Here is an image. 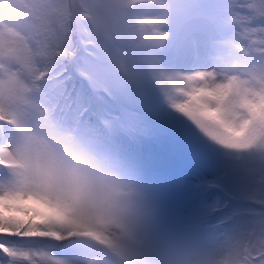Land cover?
Masks as SVG:
<instances>
[{
    "label": "rangeland",
    "instance_id": "rangeland-1",
    "mask_svg": "<svg viewBox=\"0 0 264 264\" xmlns=\"http://www.w3.org/2000/svg\"><path fill=\"white\" fill-rule=\"evenodd\" d=\"M79 2L80 0H70L71 15L73 14V5L74 15H78L80 20L83 13L80 8L77 11ZM134 2L135 6L133 7ZM139 2H146L147 4H144V7ZM220 2V0H216L218 7L213 11L212 19H209L210 24L215 27L210 31V36H208L204 44L202 61L195 71L191 87L183 93H171L170 97H165L161 104H152L155 117L148 129L151 139H144L139 145L133 144L135 145L133 151L139 152L143 157L142 147L145 143L153 145L158 143L168 133L173 134L177 127H186L196 135L201 149H198V151L192 150L188 156L186 154L187 157H184L181 164L172 165L171 169L197 164L204 152H223L233 156L242 155L243 186L247 190L253 188V198L261 200L264 199V127L260 125L258 120H254L247 135L228 140L209 136L201 127L203 114H213L216 117V123H223L231 119L226 114L225 109L234 108L241 99H251L258 104L261 98L264 97V35L261 34L264 33V29L247 25L245 23L247 17L235 14L230 7L233 0ZM4 3V0H0V10L3 9ZM192 4H194L193 0H91L88 7L95 17V27H93L95 32L93 30L85 31L80 39L82 45L88 51L86 57L89 55V51L95 53L97 47L100 49L99 55L97 60L90 57L89 65L82 68L80 67L86 64L84 60L86 57L76 60L73 58L71 61L72 68L76 69L75 72H79L80 75L81 71H84L91 76L92 70L96 71L97 68H103L98 66L96 62H101L102 59L105 60L103 64L110 62L111 54L114 55L117 52L116 47L121 44L117 45L118 40L116 38H108L110 28L107 24L108 21L109 23L111 22L114 16L122 13L123 16L121 18L127 16V20L133 21V24H128V29H132L129 32L131 39L135 43H144L143 51L138 55L139 60L135 58V62H139V67H136V71L132 76L133 82L141 76H146L152 86L157 85L155 77L158 62L163 59L169 50L173 49L176 43L178 24L186 18V8ZM245 5L253 16L264 15V0H245ZM129 7H133L134 15H140V17L131 18L126 15ZM132 11L131 13L133 14ZM137 19L144 24L148 21H153V31L137 24ZM123 23L127 25L126 21H123ZM149 26L152 27V24L150 23ZM3 28L4 26L1 29ZM98 30H102V32L100 33ZM125 51H120L116 57L125 60ZM21 52L29 57L17 35L10 30H5L4 35H0V68L2 69L3 67L2 75H0L1 116L8 117L19 124L23 131L25 130L27 137L30 135L27 129L29 127L32 130L29 137L36 140L37 146L41 142L54 144L66 159V165L75 168L79 175L87 177V180L75 185L74 191L76 195L66 201V205L71 211L65 214L63 220H55L49 217L43 218L40 223L45 225V222H47L51 225L53 231L49 232L42 228L36 229L34 232H39L40 235L30 237L32 244L38 246L44 244L47 246L50 241H60L61 237L69 233L91 237L88 234L91 229L93 236L96 237H93L95 240L102 244L110 245L113 250L120 251L123 257H126L120 263L116 261V264H133L132 261L138 256L140 258L141 256L146 257V247L152 251L151 260L155 264H225L226 262L230 263L229 253L234 251V249L235 251L237 250L241 236L245 239V243H249L250 240L253 243H258L259 232L264 228V210L248 207L246 203H250L252 199L249 196H245L244 205L241 203L242 206L239 212L243 213V216L239 215L236 219L237 221L228 226L230 230L226 236V244L228 246H225V242L222 239L216 237L215 232L208 230L193 234L168 229L155 232L149 231L140 236L141 242L136 245L133 241L123 240L120 237L123 230L120 224L121 222L127 224L129 218L123 210V198L113 189L116 177L114 169L110 168L108 164L107 171H113L110 174L86 172L89 168L101 170L106 167L102 161L97 160L103 154L101 151L102 139L97 133L90 132L95 137L93 143L90 138L88 143L85 144L93 148L91 153L88 155L82 153L81 148L77 151V157L71 154L72 159L76 160L74 162L67 156L65 148L58 138L54 139L49 135L54 134L52 133L54 132L52 128L47 131L44 127V135L40 133V130H37L38 127L48 123L44 119H48L52 113L58 126L53 120L51 125L53 127L56 125L54 128H57L58 134L55 132V135L61 136L63 133L59 132V128L63 126L66 120L64 111L67 110V102L64 98L59 97L55 108L51 106L48 100L43 99L37 110V102H35L37 96L36 87L29 72L30 68L24 65L25 61ZM261 53H263L261 56L263 63L259 61L257 56L261 55ZM9 61H11V64L18 61L17 66L14 65L11 68ZM141 69L144 70L143 73ZM97 75L99 74L96 71L95 75L93 74V79H96ZM84 78L86 79V77ZM76 79L77 77L74 81ZM104 84L105 82H102V80L100 82H91L92 86L104 87L108 84L107 86L114 92H119L130 83L128 85H115L107 81L106 85ZM210 109H215V112L210 113ZM75 126L73 124L71 128ZM237 139L242 142H252V147L245 152L237 153L218 142L226 141L230 144ZM103 155L106 156L105 154ZM107 155L109 159L108 151ZM160 168L162 169L156 168V170H152L149 168L148 170L155 181L158 197L163 204L179 191L180 177L178 171L173 174L171 169H165V166ZM81 194L89 202L87 207L81 205ZM256 215L260 216L257 226L260 230L258 228L243 230L246 225L250 224L249 217ZM3 217L5 218V216ZM226 219V217H220L217 214L213 221L215 224L221 223L222 226L215 227V229L224 232L225 228H222L223 220ZM65 221L69 222L66 223ZM235 223L237 224L234 225ZM32 225L33 222L30 221L29 226L21 230L23 232L31 230L30 227ZM8 230L11 231L9 232ZM15 231L10 228H0V232L8 234ZM238 234L241 235L240 238L237 236ZM262 236L264 238V234ZM98 238L111 240L112 244L107 241H101ZM263 242L261 241V244L257 245V247L250 244L247 245L244 249V255L246 253H257L264 249ZM77 245L71 251V255L68 256L67 254L68 258L67 256H53L50 251L28 248L33 252L31 254L33 256L31 264H62V261L66 260L69 264H112L110 260L104 257L106 255L103 253L84 244L77 243ZM14 262L16 264H28L27 260ZM261 264H264V262H261Z\"/></svg>",
    "mask_w": 264,
    "mask_h": 264
},
{
    "label": "snow or ice",
    "instance_id": "snow-or-ice-1",
    "mask_svg": "<svg viewBox=\"0 0 264 264\" xmlns=\"http://www.w3.org/2000/svg\"><path fill=\"white\" fill-rule=\"evenodd\" d=\"M193 3L206 10L217 6L216 0H193ZM230 7L235 14L247 17V25L264 29V15L253 16L245 0H233ZM189 23L194 35L204 36L215 27L200 15L193 16ZM186 34L187 30L177 28L178 40ZM96 71L103 76V68ZM61 75L65 76L61 92L67 102V110H62L65 122L85 132L97 133L108 149L107 163L116 173L113 189L123 198V210L129 218L125 227L135 245L140 236L149 231L168 229L193 234L218 226L213 217L217 214L220 217L235 215L240 211L241 200L245 196L252 197L248 207L264 210V199L253 198V188L247 190L243 186V156L223 152H204L197 164L171 169L173 174L179 172L180 188L162 204L142 156L131 148L144 139H151L148 129L155 113L152 108L154 90L149 79L141 76L119 92H114L107 85L104 89L84 87L85 78L79 72H69L67 65ZM76 77L81 81L79 90L74 83ZM70 81H73L71 89L68 87ZM256 111L257 103L251 99H241L234 108L225 109L231 120L241 125L237 138L251 130ZM214 112L215 109H210V113ZM218 142L237 153L252 147V142L239 139L230 144ZM65 164L66 159L54 144L41 142L37 146L36 140L26 138L12 119L0 118V200L14 206L6 210L17 220L24 222L25 214L16 206L28 207L25 201L17 198L25 193L38 195L33 185L42 176H54L56 169ZM85 180L86 176L77 175L74 184ZM25 235L39 236L40 233ZM59 242L66 247L78 246L73 233L61 237ZM261 262H264V251L253 257V264Z\"/></svg>",
    "mask_w": 264,
    "mask_h": 264
},
{
    "label": "trees",
    "instance_id": "trees-1",
    "mask_svg": "<svg viewBox=\"0 0 264 264\" xmlns=\"http://www.w3.org/2000/svg\"><path fill=\"white\" fill-rule=\"evenodd\" d=\"M4 2V7L0 10L1 18L4 21L3 29L10 30L17 35L22 47L29 55L27 57V54L21 52L25 61L24 65L30 68L29 72L36 87L35 102H37L38 110L43 99L50 103L57 99L65 79L61 72L64 66L67 65L68 67L71 61L68 53L70 51L77 53L78 51V36L72 22L70 0H4ZM136 23L146 28L142 21ZM3 29H0L2 36L5 31ZM17 63L18 61L10 64L11 68ZM46 73L49 81L41 86ZM95 73L96 71H92L91 77L93 81L98 82L100 76L97 75L96 79H93ZM44 120H47L48 123L38 127L37 130H40V133L44 135V127L47 131L52 128L54 134L51 137L57 139L55 136L57 130L54 128L55 125L54 127L51 125L52 120L50 118ZM59 142L61 141L59 140ZM0 207L8 209L14 206L0 200ZM16 207L18 211H24L22 208ZM1 220H5V228L7 229L16 228L20 222L13 215L5 216V218L0 216ZM239 248L240 246L236 251L234 249L231 252L230 259H238ZM13 251L15 256L27 254L25 249H13Z\"/></svg>",
    "mask_w": 264,
    "mask_h": 264
},
{
    "label": "clouds",
    "instance_id": "clouds-1",
    "mask_svg": "<svg viewBox=\"0 0 264 264\" xmlns=\"http://www.w3.org/2000/svg\"><path fill=\"white\" fill-rule=\"evenodd\" d=\"M254 115L255 120H258L264 127V97L258 102ZM202 127L209 136L225 140L238 137L241 129V125L231 119L223 123H216V117L213 114H203ZM77 175H79L78 171L72 166L60 165L54 176H42L38 183L33 185L39 193L38 195L25 193L18 197L17 199L28 204L27 210L24 212V222H27L29 216L32 217L34 223L40 222L45 217L63 220L65 214L71 211L67 207L66 201L76 195L74 181ZM80 202L84 207H87L89 203L83 194L80 195ZM8 215L11 213L0 207V216ZM72 222L74 223V221Z\"/></svg>",
    "mask_w": 264,
    "mask_h": 264
},
{
    "label": "bare ground",
    "instance_id": "bare-ground-1",
    "mask_svg": "<svg viewBox=\"0 0 264 264\" xmlns=\"http://www.w3.org/2000/svg\"><path fill=\"white\" fill-rule=\"evenodd\" d=\"M195 16L194 14L189 15L188 18L191 20V18ZM153 31V30H152ZM177 37V36H176ZM179 40L176 38V43L173 46V49L169 50L168 53L161 59V61L158 62L156 73L158 76H163L165 80V85L172 84L175 80L176 83L183 80V75L181 72L177 70L183 71V73L186 71V69L182 66V64H179L176 71H173L171 69V65L173 62L181 63V58L176 55V52L180 50L179 46ZM174 56L171 60H169L168 56ZM158 96V94H157Z\"/></svg>",
    "mask_w": 264,
    "mask_h": 264
}]
</instances>
